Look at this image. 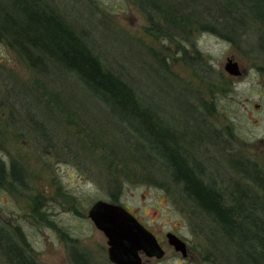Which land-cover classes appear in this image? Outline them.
I'll return each mask as SVG.
<instances>
[{"label": "rangeland", "instance_id": "obj_1", "mask_svg": "<svg viewBox=\"0 0 264 264\" xmlns=\"http://www.w3.org/2000/svg\"><path fill=\"white\" fill-rule=\"evenodd\" d=\"M41 1L131 84L159 129L167 125L194 153H204L199 142L209 144L225 169L253 167L264 184L262 28L246 8L226 19L219 5L236 0H149L145 11L138 0ZM227 59L236 61L239 77L227 75ZM34 74L0 39V160L22 173L20 183L0 182V220L23 234L37 264H110L107 240L88 218L99 200L123 206L156 236L165 256L142 255L143 264H240L220 226L187 207L183 189L158 159L146 157L153 154L139 147L143 139L131 127L63 76L45 80L55 83L58 100L45 93L40 108ZM253 195L264 218V186ZM168 232L185 242L190 258L168 245Z\"/></svg>", "mask_w": 264, "mask_h": 264}, {"label": "trees", "instance_id": "obj_2", "mask_svg": "<svg viewBox=\"0 0 264 264\" xmlns=\"http://www.w3.org/2000/svg\"><path fill=\"white\" fill-rule=\"evenodd\" d=\"M236 1L235 4L230 2L220 4L218 7L221 8L220 15L226 19L234 18L241 14L237 12L240 7L246 8L247 13L252 15L253 20L262 28V38L259 39L258 45L259 51L264 53V0ZM52 11L46 2L41 0H0V39L5 40L7 46L12 48L26 66L35 73L33 87L36 90V102L34 104L40 108L45 106L46 109L47 98L49 102L53 99L55 104L57 103L56 94L51 92L50 87L55 83L52 79L45 81L51 75L63 76L74 81L76 85L85 89L89 95L106 106L110 114L119 122L127 128L131 127L133 133L144 140L139 147L145 148L147 145L150 155L153 154V157L146 156L147 158L154 163L158 159L172 178L174 170L177 181L182 182L183 185L187 184L185 166L180 160L184 156V146L178 144L177 136L170 133L167 125L159 129L158 116L153 114L136 95L131 84L125 82L120 74L109 71L99 56L92 52L61 15ZM211 17L217 18V16ZM228 27L231 30L234 29L233 25ZM36 86L42 89L41 94ZM45 93L51 99L46 98ZM5 103V100L0 101V104ZM25 104L26 109L31 113L34 105L32 100ZM43 126L41 124L40 128ZM11 163L10 168H7L0 160L1 183L6 181L7 177L17 183L21 182V170L18 171L16 164ZM252 169L255 170L253 167ZM253 173L254 176L258 174ZM255 184L258 189L264 186L257 178H255ZM195 196L200 200L199 211L206 217L237 216L240 213L238 206L243 211L251 205L259 216L255 220L250 219L244 223L228 221L217 225L220 226L228 243L238 250L239 253L235 257L238 263L250 261V264H264V218L262 214H259L262 208L258 207L257 202L246 201L245 197L236 200L233 196L227 209L216 208L213 203L210 208H205L203 200L206 201V199L203 193L197 192ZM257 255L260 259H257ZM0 256L3 264H37L27 248L23 234L16 228L11 229L2 220H0ZM249 256L254 257H251V260Z\"/></svg>", "mask_w": 264, "mask_h": 264}, {"label": "flooded vegetation", "instance_id": "obj_3", "mask_svg": "<svg viewBox=\"0 0 264 264\" xmlns=\"http://www.w3.org/2000/svg\"><path fill=\"white\" fill-rule=\"evenodd\" d=\"M150 1H154V0H150ZM138 2H140L141 4L140 8L142 9V11L144 10L143 8L144 5L149 4V0H138ZM150 11L151 10H149V12ZM149 12L147 14L148 15L147 18L155 19L153 17L154 14H150ZM198 144L199 145L197 146V148H199V150L203 148L202 152H204L203 154H201V152L197 151L200 156L197 155L198 154L197 152L195 153L191 152L192 150L188 147L189 144L187 146L183 145L184 156L183 158L181 157L180 160L182 162V165L184 164L185 166L184 170H185V175L188 178V183L183 185L182 182L177 181V178L175 176L176 175L175 171L173 170L172 172L173 182L179 184L180 187L183 189L182 194H184V196L186 195L187 203H188L187 207L193 210L196 209L200 210L198 208L200 206V200L198 199V197L195 196L197 192L203 193L205 197L204 199H206V201L203 200V205L205 208H210L211 203H213L214 204L213 206L216 208L227 209L228 208L227 206L228 204H230L229 202L231 201L233 196L236 200H240L241 198L245 197L246 201L250 200L251 202H254L255 197L253 193L256 188V184H255V176L253 173L254 171L251 169V167L247 166V167L239 168L236 163L234 164L231 163L230 167L229 168L226 167L225 169L224 165L218 159V155L215 154V156H212V154H210L212 150L210 149L211 147L209 146V144H205L203 142H199ZM214 148L216 149L215 146ZM240 175H242L243 177H240ZM250 207L252 206L249 205V207L247 206V209H244L242 211V208L238 206V211H240V213L237 216H228V217L218 216V217H209V218L211 222H213V224H218L221 222H228V221H234V222L240 221V223H244L245 221H250V219L255 220V218H258L259 216L254 211V208L253 207L250 208ZM254 214H256L257 216L256 215L254 216ZM187 251H188L187 257L190 258L191 254L189 248H187Z\"/></svg>", "mask_w": 264, "mask_h": 264}, {"label": "water", "instance_id": "obj_4", "mask_svg": "<svg viewBox=\"0 0 264 264\" xmlns=\"http://www.w3.org/2000/svg\"><path fill=\"white\" fill-rule=\"evenodd\" d=\"M223 68L229 77L241 75L233 59H227ZM88 213L89 220L107 240L110 264H142V255L155 260L165 256L155 235L123 206L99 200L90 207ZM166 241L174 252L180 253L183 259L187 258L186 244L177 235L166 233Z\"/></svg>", "mask_w": 264, "mask_h": 264}]
</instances>
